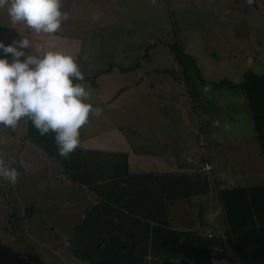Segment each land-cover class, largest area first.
Instances as JSON below:
<instances>
[{
	"label": "rangeland",
	"instance_id": "rangeland-1",
	"mask_svg": "<svg viewBox=\"0 0 264 264\" xmlns=\"http://www.w3.org/2000/svg\"><path fill=\"white\" fill-rule=\"evenodd\" d=\"M256 1L61 0L62 11L68 14V19L62 21L52 35L36 34L22 23L12 25L6 13L0 11V41L7 45L21 38L28 39L30 48L24 51L35 54L38 45L50 40L57 50L71 54L85 77L81 83L90 92L89 102L94 107L113 103L111 108L99 107V115L104 113L111 120L104 118L101 121V117L94 120L95 129L116 125L121 126L124 133L131 136L138 133V136L148 139L145 124L151 123L149 118H168V113L175 112L183 119L181 116L185 112L188 115L192 113L189 104L197 103L202 126L211 135L208 144L212 149L217 147L212 154L215 167L221 174L222 192L231 187L227 184H232V181L239 185L249 184L242 174L251 163L244 156L230 158L234 146L229 138L233 134L235 141L240 142L251 130V122L246 119L249 113L247 100L242 89L233 94L229 86L219 84L224 80L239 84L248 71L264 73V0ZM174 44L181 45L188 56L183 65L185 68L179 66L174 58L171 51ZM4 55L0 51V57ZM7 58L11 60V54H7ZM157 68L169 73L154 71L153 75V69ZM111 70L113 74H110ZM99 73L100 78L97 77ZM140 76L142 82L139 81ZM179 77L190 86L184 97H177L179 107L172 106L165 112L161 104L149 102L148 99L152 100L148 95L150 85L155 84V88L164 92L166 85ZM165 79L167 81L161 82ZM94 84L100 88L93 90ZM118 88L123 89L121 94L116 93ZM89 115L97 118L96 114ZM196 122L193 120L195 127ZM179 124L189 130L187 121L180 120ZM24 126V118L14 129L0 125V153L4 148L7 158L0 157V162L17 160L9 155L15 151L13 145L1 146L2 137L4 133L21 136ZM240 129L242 137L238 133ZM226 133L227 138L224 137ZM148 144L155 148L150 142ZM242 150L241 145L232 149L234 153H243ZM177 157L180 162L186 161L187 154L180 151ZM144 162L139 161V167L134 171H152L145 169ZM199 164L198 161L195 166L200 167ZM12 166L17 170V189L8 181L0 180V264H90L79 261L71 252L72 245L85 237L84 233L71 232L73 225L81 221L80 218L70 214L64 218L52 216L53 212L51 214L49 202L54 201V205L61 206L66 199L67 193L61 190L63 186L59 178L64 175L54 176L55 180L49 179L50 175L42 179L40 172L31 171L22 188L24 176L18 174L20 168L17 169L16 164ZM244 174L246 176L247 173ZM48 181L52 182L49 193L43 194L39 201L31 200V205L24 208L26 202L23 195L41 192L43 182ZM36 182L39 183L36 185ZM15 192H21L22 196L18 197ZM219 194L220 190L213 185L210 207L202 197L168 204L171 228L197 229L202 222L211 228V224L216 222L224 230L225 220L217 203ZM32 206L37 210L32 211ZM173 256L180 257L171 247L162 254H153L158 264L163 263V258L172 259L171 264L185 263L182 259L174 260ZM188 263L194 264V260L190 259ZM200 264H230V261L205 260Z\"/></svg>",
	"mask_w": 264,
	"mask_h": 264
},
{
	"label": "crops",
	"instance_id": "crops-1",
	"mask_svg": "<svg viewBox=\"0 0 264 264\" xmlns=\"http://www.w3.org/2000/svg\"><path fill=\"white\" fill-rule=\"evenodd\" d=\"M154 71L157 73L163 72L166 75L169 73L165 69L158 70L157 68L156 70L153 69V75H155ZM110 74H113L112 70ZM173 79L175 81L172 82L171 80V84L166 85V91L164 92L155 88V84L149 86L148 95L152 98V100L148 99L149 102L153 101L158 105L161 104L165 112L166 109L172 108V106L179 107L180 102H178L177 97L179 96V99L184 97L186 89L190 87L187 86V83H183L180 77ZM142 80V76H140L139 81L142 82ZM164 81L167 80L161 82ZM99 88L98 84H94L93 90ZM122 91L123 89H119L116 93L121 94ZM231 91L233 94L236 93V91ZM110 104H112L109 105L110 108L113 107V103ZM100 106L109 107L107 103L99 105L98 108ZM189 108L192 115L185 112L181 116L183 119H180L175 112L168 113V118H149V123H151L145 124V136L148 139H143L142 136H138V133L132 136L127 132L124 133L123 128L116 125L108 128L103 125L105 128L95 129L94 120H98L100 117L101 121L104 118L111 119L104 113L97 115V118L89 115L87 122L79 130L80 143L78 147L66 158L58 155L56 144L53 145L54 147L50 145L54 135L47 136L45 134L41 136L37 130L33 131L36 138L39 136L38 138L46 137V140L49 139L48 142L44 141L51 148L50 152L34 142L30 135L31 121L26 117L24 118L25 130L21 136H18L17 133H4L1 146L11 147L13 145L15 147V151L9 155L17 158V160H14V164L17 165V169L20 168L18 174L24 176L22 188H24L30 174H32L31 171L40 172V178L42 179L44 176L50 175L49 179L55 180L54 176L64 175L59 178L61 180L60 185L63 186L61 190L67 193L65 201L61 206L54 205V201L49 203L51 214L53 212L52 216H63L64 218L65 215L70 214L71 216H78L81 220L73 225L71 231L85 234L83 240L72 245L71 252L76 256L75 258L90 264L94 262L97 264H131L136 259L145 260L146 255H149L147 257L150 258L149 261L154 262L152 245L154 239H158V236L155 238L151 232L154 226H158L155 224H159V222L162 224L161 234L166 230H173L177 232H199L203 236H206V233H213L215 237L217 235L225 236L228 231L221 198V174L218 168L215 167L212 154L213 150H217V147L214 146L212 149L208 144L211 135L202 126L199 105L192 102L189 104ZM246 117L247 121L251 122L249 125L251 130L245 139L242 140L241 138L240 142H236L234 138L236 136L233 134L229 138H231L230 142L233 143V150L239 148L240 145L243 149V153L241 151L234 153L231 149L232 155L230 158H243L244 156V159L251 163V165L244 166L245 169L242 174L249 184L239 185L236 181H232V184H227V186H231L227 190L264 186V157L260 150L257 140L258 135L255 132L250 112L247 113ZM180 120L187 121L189 130L184 129L183 125L179 124ZM193 120L197 121L196 127L193 126ZM233 121L236 122V120ZM191 126H193V129ZM184 132H187L188 135ZM238 133L242 137L241 129ZM227 134L224 137L227 138ZM239 134L236 133L237 136ZM246 140V144H243ZM148 142H150V145L153 144L155 148L150 147ZM221 142H224V140ZM230 142L228 143L231 144ZM180 151H185L187 154L186 161H179L177 154ZM144 152L149 153L143 156ZM0 157L7 159L4 148L1 150ZM18 159H21V162H18ZM141 160H144L147 166V168H144L147 170L152 169V171L142 173L134 171L139 167L138 163ZM205 160L210 161L213 165V171L208 174L201 172ZM198 161L200 167L195 166ZM67 169L74 175L66 172ZM244 172L247 173L246 176ZM128 173L138 176L152 175V177H146L139 182L137 176L129 178ZM37 183L39 182H36V185ZM43 183L44 189L40 190L41 192L34 191L23 195L26 202L24 208H28L31 200L39 201L42 199L43 194L49 193L52 182ZM12 185L17 189V182ZM213 185L220 190L217 203L225 220V229L223 230V228L217 226L216 222L211 224V228H207L203 222L198 224L197 229L171 228L168 221V204L190 200L194 197H202L210 207ZM15 194L18 197L22 196L21 192H15ZM30 208L32 211L37 210L34 206ZM138 216H151L157 220L150 222L151 227L149 228L146 224L135 221ZM21 230L24 231L25 229L21 226ZM109 240L119 241V246L104 243L100 247L103 242ZM192 241L190 246L194 248L197 245L199 246L198 241ZM155 245L165 247L166 250L169 248V243L160 238ZM229 245V241L226 239L227 249L232 252ZM99 247L104 250L103 253L87 257L90 252ZM193 259L194 264L202 263L197 257H193ZM232 259L234 260V258Z\"/></svg>",
	"mask_w": 264,
	"mask_h": 264
},
{
	"label": "clouds",
	"instance_id": "clouds-1",
	"mask_svg": "<svg viewBox=\"0 0 264 264\" xmlns=\"http://www.w3.org/2000/svg\"><path fill=\"white\" fill-rule=\"evenodd\" d=\"M0 11L12 25L22 23L36 34H55L68 19L61 0H0ZM28 48L25 38L7 45L0 41L5 54L0 57V125L14 129L26 117L41 136L54 134L58 155L66 158L78 147L89 114L99 115L100 109L89 102L90 92L81 83L85 77L71 54L50 40L38 45L35 54H26ZM12 164L0 162V180L15 184Z\"/></svg>",
	"mask_w": 264,
	"mask_h": 264
},
{
	"label": "trees",
	"instance_id": "trees-1",
	"mask_svg": "<svg viewBox=\"0 0 264 264\" xmlns=\"http://www.w3.org/2000/svg\"><path fill=\"white\" fill-rule=\"evenodd\" d=\"M255 2L257 1L251 0V3ZM171 51L176 62L183 67L188 59V56H186L183 51V47L179 44H174L171 46ZM98 76H101V74ZM219 85H227L233 91L239 89L243 90L247 100V108L253 119L255 132L258 135L257 140L260 145V150L264 157V73L256 74L252 71H248L239 84L224 80ZM34 130L36 129L31 124V138L36 144L44 147L47 152H50L51 148L45 144V141L48 142L49 139L46 140V137L38 138L39 136L36 138L33 134ZM46 135L52 136L54 134L50 131ZM51 142L50 145L53 146L55 144L54 139L53 141L51 140ZM66 172L71 174L68 169ZM71 175L74 174L72 173ZM128 176L129 178L137 176L139 182L146 177H152V175L138 176L130 175L129 173ZM221 195L226 222L228 224V231L225 236L217 235L208 238L207 235L203 236L199 232H177L173 230H166L161 234L160 232L162 230L160 228L162 224L160 222L159 224H155L158 226L152 228L151 234L155 238L158 236V239L160 238L167 241L169 247L173 248L174 252L178 253L180 256H173L172 258H175L174 260L176 261L182 259V262H185L183 264H189L188 261L193 259V257H197L201 261L229 260L231 264H264V186L253 188L240 187L224 190L221 192ZM132 219L134 220L135 218ZM153 220L156 221L157 219L151 216H138V218L135 219L136 222L146 224L149 228L151 227L150 222ZM225 238L228 239L232 252L227 249ZM158 239H154L153 241V254L157 252L162 253V251L166 250L165 247L155 245ZM192 240L198 241L199 246L197 245L196 248L190 246V242H193ZM104 243L117 244L119 246V241L109 240L103 242L100 247H102ZM100 247L90 252L87 257L103 253L104 250ZM147 257H149V255H146L145 260L136 259L131 264H158L155 263L156 256L153 257L154 262L149 261L150 258ZM232 258H234V260ZM163 259L164 261L162 264H171L172 259H170L171 261L167 258ZM93 264L97 263L94 262Z\"/></svg>",
	"mask_w": 264,
	"mask_h": 264
},
{
	"label": "built area",
	"instance_id": "built-area-1",
	"mask_svg": "<svg viewBox=\"0 0 264 264\" xmlns=\"http://www.w3.org/2000/svg\"><path fill=\"white\" fill-rule=\"evenodd\" d=\"M212 171H213L212 163L210 161H208V160H205L204 165H203V167L201 169V172L204 173V174H208V173H210ZM206 235H207L208 238L214 237L213 233H206Z\"/></svg>",
	"mask_w": 264,
	"mask_h": 264
}]
</instances>
